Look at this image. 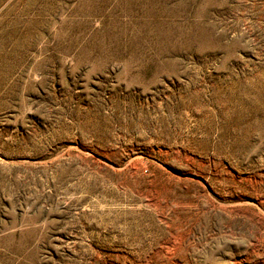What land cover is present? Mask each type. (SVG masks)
<instances>
[{"label":"rangeland","instance_id":"1","mask_svg":"<svg viewBox=\"0 0 264 264\" xmlns=\"http://www.w3.org/2000/svg\"><path fill=\"white\" fill-rule=\"evenodd\" d=\"M0 264H264V0H0Z\"/></svg>","mask_w":264,"mask_h":264}]
</instances>
